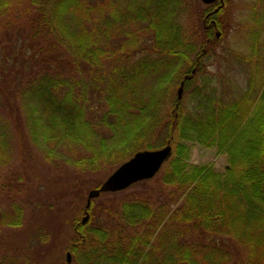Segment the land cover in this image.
Instances as JSON below:
<instances>
[{
  "label": "trees",
  "instance_id": "16d2710c",
  "mask_svg": "<svg viewBox=\"0 0 264 264\" xmlns=\"http://www.w3.org/2000/svg\"><path fill=\"white\" fill-rule=\"evenodd\" d=\"M259 1L258 6L254 0L244 20L249 31L245 61L253 56L262 60L264 0ZM228 2L216 14L223 30ZM179 3L0 0V16L14 9L21 16L33 11L28 26L17 29L20 50L0 57V102L6 99L5 107L20 114L13 123L20 127L26 160L35 148L52 162L95 171L107 163L117 168L138 151L172 147L159 179L174 189L176 199L158 207L147 191H136L150 179L92 199L82 209L88 213L86 223L74 208L66 251L77 264H227L230 243L243 252L241 264H264V71L251 73L245 88L223 102L214 79L202 73L213 28L205 30L204 44L195 45L179 21ZM117 24L124 26L121 35H116ZM176 80L179 85L184 80L191 107L175 96L169 110L162 111L156 93L168 95ZM96 105L103 109L99 124L88 115ZM0 120L1 164L12 139L11 123ZM187 142L224 152V172L189 164ZM62 145L67 153H59ZM115 194L126 196L116 201ZM103 195L108 200L96 204ZM179 198L180 205L168 215ZM100 214L107 219L95 223ZM22 223L20 204L0 209V227ZM4 264L26 261L11 258Z\"/></svg>",
  "mask_w": 264,
  "mask_h": 264
},
{
  "label": "rangeland",
  "instance_id": "374dc122",
  "mask_svg": "<svg viewBox=\"0 0 264 264\" xmlns=\"http://www.w3.org/2000/svg\"><path fill=\"white\" fill-rule=\"evenodd\" d=\"M178 1L181 3L176 9L178 12L182 11L179 21L189 34L187 38H192L195 45L204 44L203 42L207 40L205 30L209 27L213 28V38L210 41L207 40L208 43L205 44L207 49L210 42L212 50L210 56L204 61L205 68L202 73L214 79V87L219 97L227 103L234 96V92L237 94L245 88L251 73L254 74L260 69L264 71V27L261 28L260 40L262 43L258 52L262 60L258 62L257 57L253 56L252 61L247 59L245 61L248 56L249 31L245 30L243 25L254 0H229L222 15L224 30L219 26L218 15H216L222 6L216 8L218 9L216 12L213 5H205L200 0ZM256 5L259 6L260 1L257 2L256 0ZM32 13L33 11L30 10L28 15L21 16V11L19 13L18 10L15 11L14 9L10 15L0 16V57L10 56V54L12 56L14 55L13 52L20 50L21 41L18 39L17 29L26 26L27 18ZM213 13L214 15H211ZM211 20L214 22L213 25H211ZM117 27L116 35L123 34L124 26L118 25ZM238 52H240L239 59H236ZM194 56L195 53L190 59H193ZM257 64L263 68H259ZM180 70L186 71L187 68L181 66ZM104 71L107 69L104 68ZM259 71H257V75H259ZM202 73L196 75L197 83ZM83 77L86 78L87 75H83ZM178 88L179 81L176 80V83L170 86L168 95L164 94L163 91L156 93V102H160L159 108L162 111L169 110L175 96H177ZM187 97L186 93L182 91L180 99L186 109L191 107ZM5 100L0 102V116L4 122L11 123L8 125L10 132L8 134L11 136L12 143L10 141L11 150L8 149L7 157L1 160L2 163L0 164V209H11L13 204H20L23 208V223L17 228L0 227V264H4L11 258L26 261V264H66V243L72 234L74 208H78L82 223L85 216L82 209L86 205L87 192L100 185L115 169L112 167L114 165L109 168L107 163V166L103 165L95 171L85 168L79 170V167L73 162H52L44 157L43 153L32 147H30L32 148V156L30 160H26L18 139L20 127L17 129L13 123L20 114L15 111L11 112L10 109L6 108ZM102 110L101 106L96 105L88 115L94 117V121L99 124ZM17 125L19 126V124ZM98 128L100 132L109 133L108 129L103 126ZM22 132H24L27 143H30L27 131L22 129ZM186 144L190 147L189 164L211 166L218 172H224L227 165V156L224 152H218L215 148H206L196 142H187ZM58 150L59 153L68 152L63 145L59 146ZM85 153L83 150L82 154ZM160 173L161 171L146 186L136 189L137 192L140 189L142 192L147 191L150 201L158 204V207L177 198L172 187L161 183ZM125 196L115 194L112 198L121 201L124 200ZM108 198V195H103L96 199L95 203L98 204L108 200ZM180 203V198L172 202L168 215ZM106 219L105 215H101L95 220V223L104 222ZM224 241L226 244L230 242L229 239ZM227 252L229 254L227 255V264H241L244 254L235 243H230ZM71 264H77L72 257Z\"/></svg>",
  "mask_w": 264,
  "mask_h": 264
},
{
  "label": "water",
  "instance_id": "95a60500",
  "mask_svg": "<svg viewBox=\"0 0 264 264\" xmlns=\"http://www.w3.org/2000/svg\"><path fill=\"white\" fill-rule=\"evenodd\" d=\"M216 0H201L202 3L209 5ZM220 7L223 5V0H219ZM218 9H216L217 11ZM194 72V70H193ZM190 76H185L184 79H189ZM184 81L180 83L177 91V98H181ZM172 149L170 145H166L157 150H143L136 152L127 161L120 164L98 188L92 189L87 194L86 205L87 209L90 206L91 200L97 198L101 193H113L123 191L131 185L142 180H148L155 176L162 165L170 158ZM88 219L86 213L82 223ZM71 261L70 253L66 254V262Z\"/></svg>",
  "mask_w": 264,
  "mask_h": 264
},
{
  "label": "flooded vegetation",
  "instance_id": "af4514ba",
  "mask_svg": "<svg viewBox=\"0 0 264 264\" xmlns=\"http://www.w3.org/2000/svg\"><path fill=\"white\" fill-rule=\"evenodd\" d=\"M211 5H213L214 6V8L213 9H216V8H218L219 7V2L218 1H216L215 3H213V4H211ZM217 12V11H216ZM215 12V13H216ZM211 25H213L214 24V22L211 20Z\"/></svg>",
  "mask_w": 264,
  "mask_h": 264
}]
</instances>
